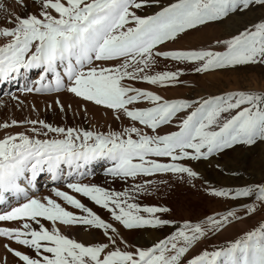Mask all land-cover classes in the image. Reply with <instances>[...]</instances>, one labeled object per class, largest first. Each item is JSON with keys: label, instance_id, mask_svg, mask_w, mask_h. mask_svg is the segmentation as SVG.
I'll list each match as a JSON object with an SVG mask.
<instances>
[{"label": "snow or ice", "instance_id": "6c2138e0", "mask_svg": "<svg viewBox=\"0 0 264 264\" xmlns=\"http://www.w3.org/2000/svg\"><path fill=\"white\" fill-rule=\"evenodd\" d=\"M14 2L23 9L28 7L25 0ZM34 2L39 11L24 14L0 3V13L5 14L0 23V80L18 76L22 70L39 69V86L26 88L27 92L64 90L110 109L117 120L123 116L130 123L119 131L101 132L52 126L42 120L0 122V223L18 224L0 226V238L29 250L21 252L6 243V251L20 264H264V221L235 239L211 250L205 247L185 259L201 242L264 210V185L235 191L213 188L210 195L214 197L251 198L253 203L196 223L185 221L147 248L128 245L112 223L68 192L54 189L57 198L84 215L68 211L51 197L28 195L41 173L51 174L53 180L60 179L65 170L69 178L85 176L89 166L101 160L111 164L106 175L124 181L158 174L196 179L198 173L183 161L206 160L238 144L264 142V94L240 91L196 101L168 100L135 86L146 83L168 88L183 83L182 69L153 73L160 59L191 63L196 73L264 63V21L222 42L226 46L222 53L160 48L209 22L253 5L264 6V0H176L148 16L137 13L153 0ZM141 103L151 106L138 107ZM176 120L177 131L161 134L163 126ZM14 128L24 130L9 131ZM151 183L146 180L123 192L71 181L67 187L107 210L125 229L170 225L171 221L157 215L170 209L136 202ZM3 193L23 195L24 202L3 207ZM41 221L51 222L53 227L49 229ZM57 223L100 229L107 242L77 241L55 227Z\"/></svg>", "mask_w": 264, "mask_h": 264}, {"label": "rangeland", "instance_id": "374dc122", "mask_svg": "<svg viewBox=\"0 0 264 264\" xmlns=\"http://www.w3.org/2000/svg\"><path fill=\"white\" fill-rule=\"evenodd\" d=\"M2 1L3 0H0V3ZM30 1L34 4V6H37V3H35L34 0H30ZM10 2L12 3V6H8L10 10H13L15 5L17 7L19 6L14 2V0H10ZM175 2L176 0H158V2H156V0H153L151 5L145 6L144 8L139 10L137 14L141 16L153 15L156 12L160 11L163 7ZM37 12L38 11L36 9V11L33 10L32 13H37ZM261 21H264V6L253 5L252 7H250V9L243 12H236L234 14H230L228 17L224 18L221 21L209 22L206 25L208 24H214V25L218 24L219 26L221 25L222 29L221 31H219L220 33L222 32V34H220L221 37L219 36V38H216V40L214 38H211L213 39V41L210 40V42H208L209 43L208 45L192 50H211L222 53L226 50V46L222 42L231 39L233 36L238 35L240 32H242L245 28L251 27V25L255 23H259ZM175 41H169L165 45H161L160 46L161 50L171 51L168 50L167 47L171 46V44L173 45ZM217 42H221V43H217ZM194 68L195 65L191 63H177L171 60L160 59L158 61V64L153 68L152 70L153 73L162 72V71H176L177 69H182L184 74L180 77V79L181 81H183V83L175 87H168V88L148 85L146 83H136L135 86L141 89L153 91L168 100L183 99L187 101H196L201 98L220 96V95L233 93V92H240V91L264 94V63H254L245 66H236L234 68L230 67L225 69H217L214 71H210L208 73H196L194 71ZM217 73L220 74H218V77L216 79L209 80L208 75H213ZM221 77L223 78L221 79ZM175 89L181 91L180 95H177ZM76 98L82 100V104L84 108L87 105H91V106L93 105L96 108L97 114L100 115V117H103L104 119L105 118L108 119L109 117L110 126L106 130L103 128L104 127L103 125H100L101 129L99 130L101 132H106L109 130L119 131L123 127L128 126V124L130 123V121L123 116H121V119L117 120L115 118L113 111L110 109H106L103 108L102 106L95 105L94 103L89 101H84L79 97ZM137 106L141 108H146L151 105L147 103H141ZM179 115L184 116L185 113H180ZM178 123L179 121L176 120L171 125L163 126V129L161 130V134H166L169 131H177L178 129L176 125ZM183 163L186 166L191 167L194 171H196L198 173V178L190 179L186 175L181 177L179 175H173V174H162V175L158 174L151 177H138L136 180L128 179L127 181H124L119 178H113L110 175H106V169L110 167V165H108L107 161L101 160L95 162L96 170L97 169L99 170H97V178H96L97 180L95 182L96 184L94 185H98L106 189H112L115 191L123 192L126 189L131 188L134 184L143 183L146 180H150L152 181V183L147 186L148 190L140 194L137 197L136 202L142 206H156V207L168 208L170 209L169 212H171L173 210L172 207L174 202L177 203L178 201V203H180L184 200V203H187L189 210L192 214L191 219L189 221L193 223L199 222L205 219L206 217L211 216L213 213H216L217 210L216 208L222 209L220 212L224 213L227 210L241 209L253 203V199L251 198L227 199V198L214 197L210 195V191L213 189V187H210L209 190L203 191L197 188V184L195 183L196 181L208 180L209 183L213 184V186H215L218 189L224 188L223 190H225L227 188L226 190H231V191H235L248 186L255 187L258 185H264V179L260 180L261 176L264 178V142L261 141H257L255 144L251 146L238 144L235 145L233 148L227 149L222 153L215 154L206 160L205 159H200L195 161L185 160L183 161ZM259 172H262L263 175L260 174ZM85 179L86 178L82 179V181L80 180L79 182H84ZM250 180L253 181L252 184H248ZM228 181H232L238 185L233 183L234 185H230L231 187L227 185L223 186L225 182ZM182 182L187 185L186 186L187 188L185 187L183 189H179L180 187L177 188V186H175L176 184L178 185L181 184ZM188 183L190 184L192 183V186L196 188L189 187L190 185H188ZM43 187L44 186L42 185V188ZM44 188L46 189L48 187H44ZM192 189H194L196 193H198L199 199L196 202H193L187 196L188 194L190 195V191H192ZM49 191L48 192L49 194H51V197L54 200H59L58 202H60L62 206H65L68 211H71L77 215H84L83 213H81L79 209H75L72 206L65 204L59 198H57L54 195L53 189L52 190L50 189ZM65 192H68L74 196L76 194L75 197L77 199H79L86 207L89 206L88 204H86L87 197H84L80 194L77 195V193H72L71 190H69V188ZM41 193L42 191L38 192L37 194L39 195ZM90 204H91L89 206L90 208L89 207L88 208L89 209L92 208L91 210L97 213L98 215H100L106 222L112 223L119 230V233L121 230L127 232H134L136 230H141V231L160 230L161 228L170 229L174 232L178 230L179 226H181V225L175 226L174 224L175 222L173 221V219L169 218L168 215H166L169 212H166V213H158L157 215L160 216L162 219L172 221L174 225L171 223L170 225L166 226L167 228L165 226L158 228L142 227L139 229L129 230L123 228V226L120 225L118 222L113 221L107 210L95 205L93 202ZM215 206L216 208H213ZM212 208L214 210H212ZM261 212L262 210L257 212V214L252 216V218L262 214ZM262 221H264V219L260 220V222L258 223L260 224ZM64 226L65 225H63V227ZM69 227L81 228L82 231H80L79 234L78 233L72 234L69 230L67 231L66 229L62 231L63 234L68 235L77 241L85 243L86 241L83 240V236L87 235L89 230H93V231L95 230L96 236H94V242L95 243L107 242L105 236L103 235V231L100 229H96L84 225L66 226L65 228L69 229ZM74 235L76 237H74ZM124 240L127 241L128 245L132 246L133 248L138 247L134 244V242L128 241L126 239ZM156 241L159 240L157 239ZM121 247H123V245H121ZM192 251L190 253H192Z\"/></svg>", "mask_w": 264, "mask_h": 264}, {"label": "bare ground", "instance_id": "6f19581e", "mask_svg": "<svg viewBox=\"0 0 264 264\" xmlns=\"http://www.w3.org/2000/svg\"><path fill=\"white\" fill-rule=\"evenodd\" d=\"M1 3H4L7 6H12V3L10 2V0H5V1L3 0ZM25 3L28 5L27 9L21 8L20 5L18 7L15 5L13 10L17 14H24L25 12L29 13L30 11H31L30 13H32L33 10L36 11V9L37 11H39L38 4L37 6H34V4L30 0H25ZM16 7H17V10H16ZM4 15H5L4 13H0V23L4 22ZM221 29H222L221 25L219 26L218 24L216 25L208 24V25L201 26L195 30H190L188 34L178 37L175 43L173 45L171 44V46L167 47V49L168 50H192V49L204 47L205 45L209 44L208 42H210V40L213 41V39L211 38H214L215 40L216 38H219L220 34H222V32L221 33L219 32L221 31ZM0 43H2V41H0ZM41 74L42 72L39 69H32L27 72H24L22 70L21 74L18 76L14 75L12 78L8 79L7 81L0 80V122L5 121V120H12V119H16V120L29 119V120H42L45 123H48L52 126H57V127H65V128L71 127V128H76V129H82V130L100 131L99 130L101 129L100 125H103L104 129L106 130L108 129V127L110 126L109 117L108 119L106 118L104 119L103 117H100V115L97 114V110L93 105L92 106L87 105L84 108L82 104V100L76 98L75 95L72 93H69L64 90L60 92H40V93H37L34 91L27 92L25 90L26 88H34V87L39 86L37 84V81L39 80ZM218 74L220 73L208 75L209 80L216 79L218 77ZM222 78L223 77H221V79ZM49 79H51V77H49ZM47 82L48 81L46 80L45 83ZM175 92H177V95H180L181 93V91H179L178 89ZM57 101H59V103H57ZM23 130H24L23 128H14V129H10L9 131L18 132V131H23ZM0 135H3V133H0ZM107 163L108 165L111 166L110 162H107ZM97 170H96V165L94 162L93 164L89 166V169L85 176L74 175L73 177L69 178L67 176V170H65V174L60 179L53 180L51 178V174L47 172L41 173L38 175L35 181V187L29 188L28 195L30 197H34L37 199H43L44 197H51V194H49L50 189L67 191L68 189L67 183L69 181L79 182L80 180L82 181V179L84 178H86L85 181L81 183L94 185L96 184L95 182L97 180L96 179ZM259 173L262 174V172H259ZM263 179L264 178L261 176L260 180H263ZM26 183L27 182L25 181V184ZM195 183L197 184V188L203 191L209 190L210 187L220 190L216 188L215 186H213V184L209 183L208 180L207 181L199 180V181H196ZM233 183L234 182L232 181H228V182H225L223 186L227 185L231 187L230 185L236 184V183L234 184ZM252 183H253L252 180L248 182V184H252ZM42 185L48 188L46 189L44 187L42 188ZM188 185H190L189 187H193L192 183L191 184L188 183ZM175 186H177V188L180 187L179 189H183L187 185L182 182L181 184H178V185L176 184ZM193 188H196V187H193ZM40 191H42V193L38 195L37 193ZM2 195L4 196V199L6 200V203L5 205H3V207H6V208H10L12 206H16L17 203L24 202L23 195H20L19 197H17V195L14 193H3ZM187 196L193 202H196L199 199L198 193H196L194 189H192V191H190V195L188 194ZM58 201L59 200H57V202ZM90 203H92V201L87 198L86 204L90 206L91 205ZM213 208H216V206ZM213 208L212 210H214ZM172 209L173 210L166 215H168L169 218L173 219V221L175 222L174 223L175 226L182 225V223H184L185 221H189L191 219L192 214L189 210L187 203H184V200L180 203H178V201L177 203L174 202ZM216 209H217L216 213H213L212 215L223 214V212H220L222 209H219V208H216ZM261 213L262 214L259 213L260 215L254 218L252 217L244 218L239 223H237L235 227H229L223 233L218 234L216 236H212L210 239L201 242V244L197 248L193 249L192 253L188 254L186 259H190L191 256L198 254L199 251H201L205 247L211 250L213 246H219L228 240L237 238L239 234L257 227L259 225L258 222L264 219V210H262ZM41 222L44 223L45 226L48 227L49 229L53 227L51 222H48V221H41ZM0 226L16 227L18 226V224L17 222H11V223L3 222V223H0ZM55 227H58L61 232L65 229L67 231L69 230L72 234H76V233L79 234V232L82 231L81 228H77V227L76 228L69 227V229H67L65 228L66 226L63 227V225H60L59 223H57ZM120 233H121L120 236H122V238L128 241L134 242L136 246L147 248V247H151L154 243H156L157 239L161 240L165 238L166 236L171 235L173 231L170 229L161 228L160 230H142V231L136 230L134 232H127V231L121 230ZM94 236H96L95 230L94 231L89 230L87 235L83 236V240L86 241L85 242L86 244H96L94 242ZM74 237L76 236L74 235ZM6 243L11 244L13 248H16L17 250L21 252H29L28 249L20 245L12 243L6 239L0 238V264H20V262L18 261V258L13 256L11 253H8L6 249L3 247V245ZM30 254L33 255V253H30Z\"/></svg>", "mask_w": 264, "mask_h": 264}]
</instances>
